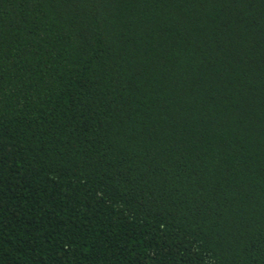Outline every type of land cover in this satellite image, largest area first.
I'll return each instance as SVG.
<instances>
[{
	"label": "trees",
	"instance_id": "16d2710c",
	"mask_svg": "<svg viewBox=\"0 0 264 264\" xmlns=\"http://www.w3.org/2000/svg\"><path fill=\"white\" fill-rule=\"evenodd\" d=\"M0 264H264V0H0Z\"/></svg>",
	"mask_w": 264,
	"mask_h": 264
}]
</instances>
